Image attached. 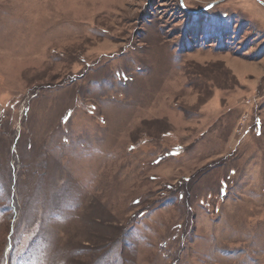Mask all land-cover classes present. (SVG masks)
Listing matches in <instances>:
<instances>
[{
    "label": "rangeland",
    "instance_id": "1",
    "mask_svg": "<svg viewBox=\"0 0 264 264\" xmlns=\"http://www.w3.org/2000/svg\"><path fill=\"white\" fill-rule=\"evenodd\" d=\"M0 264H264V0H0Z\"/></svg>",
    "mask_w": 264,
    "mask_h": 264
},
{
    "label": "water",
    "instance_id": "2",
    "mask_svg": "<svg viewBox=\"0 0 264 264\" xmlns=\"http://www.w3.org/2000/svg\"><path fill=\"white\" fill-rule=\"evenodd\" d=\"M216 1H212V2H210L206 7H204L203 9H200V10H198V11H191L192 13H198V12H201L202 10H204L205 8H207V7H209V6H211L213 3H215Z\"/></svg>",
    "mask_w": 264,
    "mask_h": 264
}]
</instances>
